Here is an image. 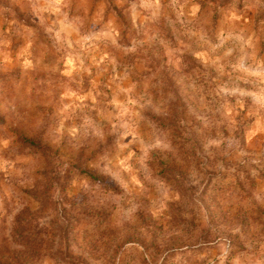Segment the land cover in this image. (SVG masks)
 Instances as JSON below:
<instances>
[{
    "label": "rangeland",
    "instance_id": "1",
    "mask_svg": "<svg viewBox=\"0 0 264 264\" xmlns=\"http://www.w3.org/2000/svg\"><path fill=\"white\" fill-rule=\"evenodd\" d=\"M68 260L264 264V0H0V264Z\"/></svg>",
    "mask_w": 264,
    "mask_h": 264
},
{
    "label": "trees",
    "instance_id": "2",
    "mask_svg": "<svg viewBox=\"0 0 264 264\" xmlns=\"http://www.w3.org/2000/svg\"><path fill=\"white\" fill-rule=\"evenodd\" d=\"M80 173L84 176H86L89 180H92V181H97L99 179V177L95 174H92L88 171H85V170H80ZM17 221H18V218H17ZM17 236L20 235L19 232H17L16 234ZM69 262L73 263V264H88L87 262H85L84 260H77L75 262H72L70 260H68Z\"/></svg>",
    "mask_w": 264,
    "mask_h": 264
}]
</instances>
